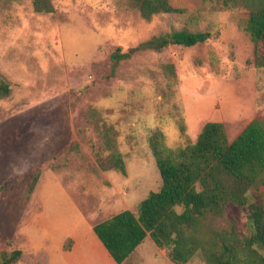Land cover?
Listing matches in <instances>:
<instances>
[{
    "label": "rangeland",
    "instance_id": "374dc122",
    "mask_svg": "<svg viewBox=\"0 0 264 264\" xmlns=\"http://www.w3.org/2000/svg\"><path fill=\"white\" fill-rule=\"evenodd\" d=\"M50 1L53 11L38 13L31 0H0V80L11 86L0 99V264L14 248L21 255L9 264H117L89 224L135 212L159 189L153 131L177 148L206 121L222 122L231 142L264 120V67L251 63L245 31L253 0H168L178 12L149 19L126 0ZM180 29L208 37L190 47L143 45ZM116 48L129 56L113 62ZM112 151L124 174L111 167ZM247 213L233 202L208 213L186 264H210L230 230L249 235ZM60 240L64 250L52 255ZM134 250L120 264H176L149 235Z\"/></svg>",
    "mask_w": 264,
    "mask_h": 264
},
{
    "label": "trees",
    "instance_id": "16d2710c",
    "mask_svg": "<svg viewBox=\"0 0 264 264\" xmlns=\"http://www.w3.org/2000/svg\"><path fill=\"white\" fill-rule=\"evenodd\" d=\"M144 19L153 14L178 12L168 0H126ZM238 0H222L224 6ZM249 5L245 31L254 45L252 64L264 67V0ZM38 13L53 11L50 0H31ZM208 37L202 31L174 30L151 37L146 44L169 43L190 47ZM160 39H162L160 41ZM129 56L116 48L110 55L113 62ZM113 67H111V73ZM11 91L9 83L0 80V99ZM163 133L155 130L149 145L161 177L158 190L150 191L136 205V211L124 209L95 223L92 230L110 257L122 263L149 235L155 245L167 249V256L176 264H186L201 247L199 227L208 213L219 215L233 202L246 206L249 235L238 236L233 230L220 237V250L210 257V264H264V120H251L231 141L224 124L206 121L196 139L184 146L170 148L163 142ZM111 167L125 173L119 152L112 151ZM39 172L27 184L29 195L38 181ZM261 191V192H260ZM255 192L257 198H252ZM262 250V251H261ZM5 264L14 262L21 250L14 248Z\"/></svg>",
    "mask_w": 264,
    "mask_h": 264
},
{
    "label": "crops",
    "instance_id": "0c3cea01",
    "mask_svg": "<svg viewBox=\"0 0 264 264\" xmlns=\"http://www.w3.org/2000/svg\"><path fill=\"white\" fill-rule=\"evenodd\" d=\"M38 179H39V178H38ZM37 183H38V181H37ZM37 183H36V184H37ZM35 186H36V185H35ZM34 189H35V187H34ZM34 189H33V191H34ZM30 198H31V197H30ZM113 214H114V213H113ZM107 218H108V217H107ZM96 223H97V222H96ZM94 224H95V223H92L91 225L89 224V227H92ZM70 235H71L72 237H74V238H77L76 234H70ZM89 235L92 237L91 234H89ZM147 236H148V235H147ZM147 236H146V237H147ZM91 237H90L89 239H90V241H91L92 243H94V240H93V238H91ZM96 237H97V236H96ZM146 237H145V238H146ZM63 239H64V238H62V240H63ZM100 242H101V241H100ZM142 242H143V241H142ZM142 242H141V243H142ZM141 243H140V244H141ZM140 244H139V245H140ZM139 245H138V246H139ZM138 246H137V247H138ZM137 247H136V248H137ZM64 248H65V243H64L63 241L60 240V243L55 247V249H52V253H51V254L53 255L54 253H62L61 251H63ZM136 248H135V249H136ZM162 249H163V248H159V250H162ZM134 251H135V250H133V252H134ZM133 252H132V253H133ZM22 253H23V252H22ZM132 253H131V254H132ZM34 254H36V253H34ZM131 254H130V255H131ZM130 255L128 256L129 258L127 257V260L130 259ZM166 256H167V254H165V257H166ZM167 257H168V256H167ZM51 260H52V259L49 257V258H47V261L44 260V261L42 262V264H50Z\"/></svg>",
    "mask_w": 264,
    "mask_h": 264
}]
</instances>
